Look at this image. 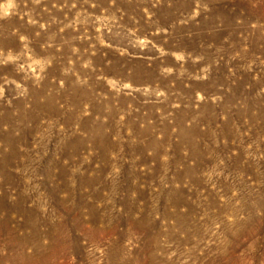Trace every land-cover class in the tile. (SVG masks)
<instances>
[{
	"label": "rangeland",
	"instance_id": "rangeland-1",
	"mask_svg": "<svg viewBox=\"0 0 264 264\" xmlns=\"http://www.w3.org/2000/svg\"><path fill=\"white\" fill-rule=\"evenodd\" d=\"M0 264H264V0H0Z\"/></svg>",
	"mask_w": 264,
	"mask_h": 264
}]
</instances>
